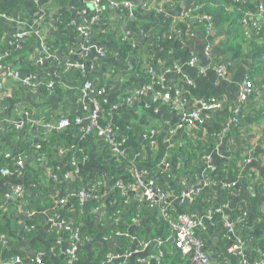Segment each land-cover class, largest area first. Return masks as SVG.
<instances>
[{
	"label": "crops",
	"instance_id": "obj_1",
	"mask_svg": "<svg viewBox=\"0 0 264 264\" xmlns=\"http://www.w3.org/2000/svg\"><path fill=\"white\" fill-rule=\"evenodd\" d=\"M73 1L0 0V44H8L11 37L18 32L28 33L29 36L35 35L37 39L24 57L17 55L13 62L8 63V70L18 71L24 75L29 71V64H32L36 66L37 71L41 70L48 74L54 82L56 80L61 82L59 92L45 88L32 90L20 86L17 80L0 68L3 119L10 123H22L19 134L26 133L32 143L33 153L24 156L23 159L45 174V183L42 184L34 180H26L17 173L8 175L0 172V264H38L35 258L40 256L41 264H60L59 261L63 259L65 249L70 245L73 235L64 238L63 233L67 229H71V233L75 231L74 228L68 227L64 232H57L52 238L47 237L46 234L53 228L47 222L46 215L49 212H56L61 219L69 222L73 216H76L75 210L70 207V197L78 190L89 191L94 187L96 179L108 182L107 173L110 169L102 163L108 158V150H110L105 139H98L95 144L90 143L85 149L86 159L77 166V170L81 173L79 179L82 189H78L74 183L67 181L63 184L52 179V173H66L71 169L69 146H60L56 142L44 154H38L36 151V144L45 145L51 133L58 130L54 125L60 118L83 115L82 101L78 95L80 83L76 76L78 73L62 72L61 68L64 64L83 63L94 85L104 90L110 109L111 105L118 104L117 108L111 110L107 122L104 118H99L100 126L113 128L115 121L122 118L143 127L146 130L144 134L146 138L151 130H155L154 142L150 147L142 148V155L133 162L137 170L145 173L152 167L159 169L160 161L168 146L180 138L178 123L182 112L201 100L215 98L222 101V106L220 109L207 111L202 125L210 128L225 119L229 120L230 113L240 105L238 101L240 83L248 75L258 76L251 55L231 59L229 55L221 54L223 34L218 33L217 30H205L195 23L196 19L193 16L190 17L193 21L191 32H184L185 34L175 38L168 37L171 41H179L181 44L179 50L173 48L165 52L159 49L158 34L163 35L166 32L164 28L171 30L174 27V20H180L184 11L194 3L191 0H128L132 4L131 16H127L124 9L115 10L106 18L110 25L120 27L123 34L128 33L127 39L133 47V52L142 55L141 66L134 67L130 59H119L116 49L111 47L113 51L111 56L100 57L96 52L91 51L81 58L78 49L83 40L76 29H70L81 18ZM153 2L157 5L156 10L153 9L155 5ZM85 9H88L89 14L94 13L90 3H86ZM41 11L45 14L42 20H39ZM145 25H148V28L144 32L142 30ZM252 31L250 29L249 33ZM92 43L96 48L111 46L98 40L95 34L92 36ZM191 57L196 60L192 66L188 64ZM261 61L264 67V56L261 57ZM220 64L228 66V75H222L215 69ZM139 72L157 77L163 90L179 88L185 103L166 107L168 101L155 93L133 95L132 93L145 83L144 76ZM128 94L131 100H123ZM24 112L27 115H23ZM46 123L50 124V127H46ZM255 132L251 133L254 137L249 140V146L242 147V156L250 160L247 166L243 167L244 174H242L245 175L247 172L245 175L247 185L244 184V179L238 178L241 177L240 173L238 177H231L228 174L220 183L208 187V190L215 193L220 186L226 188V185H232L228 188L230 196L227 201L219 202L216 197H212L207 213L205 211L198 213L203 215L204 222L208 224L206 232L201 237V243L203 250L209 254L212 264H239L238 252L233 249V245L238 241L244 243L250 261L261 255L260 244L264 243V145L256 141L258 135L256 136ZM226 136L222 139L223 142L226 141ZM79 138L76 136L73 143ZM14 146H4L0 149V163L4 162V153H14ZM223 146L222 144L208 149L204 153V156L208 157L207 163L193 167L190 172L203 174L206 165H210V169H215L217 162L223 157L220 153V148ZM15 153H22V150ZM20 184L25 190L32 185L39 191L44 189L39 201H34L27 192L24 201H18V206L17 204H11L7 208L2 206L3 202H10L9 200L14 197L11 194V186ZM169 192L170 196L174 197L171 198V212L177 214L180 206L176 194L173 189ZM104 194L105 192L101 195ZM62 196H69V200L64 204H57L56 201ZM99 209L101 211L95 210L89 220L98 227V233L88 239L82 247L87 255L85 264H94L96 258L94 255L97 253L93 252L95 247L109 249L104 254L105 258L100 259L98 264H137L138 261L142 264H176L171 259L172 252L168 251L169 247L174 246L173 234L165 233V240L158 249H152L151 246L144 247L141 242L145 236L137 230V227L143 226L144 223L139 219L125 225V230H120L128 236L123 238L129 241L127 250L131 251V255L117 256L126 250L120 248L119 238L115 247L103 243L105 240L114 239L115 236L109 235L107 239L102 236L106 227L99 220L105 208L102 205ZM28 212L34 214L30 215ZM209 213L211 217H207ZM216 213L221 216L220 222L218 224L215 222L216 224L211 226ZM36 218L39 219V223L35 222ZM229 222L232 223L231 228L227 227ZM150 229L149 226L145 227V231ZM27 231H32L30 238L24 235ZM160 232L161 229L158 233ZM230 236H233L234 240ZM97 237L100 240L104 239L100 242ZM160 248L164 251L162 262H158L154 254ZM90 252L93 254L91 255ZM110 254L114 256L111 257Z\"/></svg>",
	"mask_w": 264,
	"mask_h": 264
},
{
	"label": "trees",
	"instance_id": "obj_2",
	"mask_svg": "<svg viewBox=\"0 0 264 264\" xmlns=\"http://www.w3.org/2000/svg\"><path fill=\"white\" fill-rule=\"evenodd\" d=\"M193 1L196 2V4L192 6L193 10L189 15L185 16L183 22L178 23L177 27H175V29L179 30V33L175 31L170 32L169 29L167 30L164 28V31H166L165 36L161 35L162 33L158 34L157 46L159 49L165 52L173 48L179 50L181 46L179 41H171L168 39V36H171L170 38H175L178 35L185 34L184 32H191L193 21L190 17L196 15L195 23L197 25L206 28L207 23H209L212 30H217L218 33L223 34L224 41L221 44V54L229 55L231 59H236L243 55H251L253 62L256 64L255 71L258 76L254 77L255 75H248L247 77L254 82L256 87V91H254L252 96L248 99L249 103L243 104L240 113L236 114L234 110L230 113V119L231 117H235L238 120L237 124H234L230 119H225L220 123H216L210 128H206L203 125H194L188 129L187 126L183 124L180 128V138L170 144L167 149V160L170 166L168 168H161L160 170L156 168L152 169V167L150 170L146 171L144 177L152 180L156 188L166 193H169V190L173 189L176 195L182 192V182L180 178L183 175L189 176V174H195L190 171L193 167L201 164L204 153L208 149H213L222 144L224 146L220 148V153L223 157L217 162L214 170L206 171V177L209 178V181L218 184L228 174L231 175V177H238L241 175V177L238 178L244 179V184L247 185L245 176L247 172H245V175H242L244 174V170H241V166L238 162L243 157L242 147L245 148V146H249V140L254 137L251 133L255 131V133H257L256 136L258 135L256 141L259 140L260 143L264 144V67L261 61V57L264 56V27L252 31L254 26H252L251 21H247L246 23L242 21L247 14L257 13V5L255 2H248L245 0ZM73 3L77 9L86 8V1L74 0ZM108 13L109 10L105 9L104 4L101 3L98 13L99 21L93 26V35L95 34L98 40L106 41L111 45L109 47H104L105 56H111V54H113L111 48H115L116 55L119 59H130L134 67L141 66L142 55L134 53L132 45L128 42V39L124 38L123 32H119L117 27L110 25L106 21V18L109 16ZM203 16H209L210 20L205 22L202 20ZM148 25H145L147 27L143 26L144 29L142 31L145 32ZM72 28L75 30V26L70 29ZM250 29L252 31L251 33H249ZM168 31L170 34L167 33ZM36 40L35 35H26L15 42L17 45L0 44V54L4 55L3 59L0 60V67H7L9 62H13L17 58V55L24 57L26 55L25 53L29 51V48ZM186 55H188V53H186ZM28 70L33 73L37 72L36 66L32 64H29ZM139 73L144 76L143 80L145 84H149L153 91L165 92V90L161 88L157 77L150 76L148 73ZM76 76L80 82L90 78L86 72L76 74ZM60 84L61 82L56 80L52 91L59 92L58 89L60 88ZM169 92L174 95L173 91ZM256 96H258L259 99L254 100ZM96 100L100 104L99 116L100 118H104L107 122L111 109L105 98L104 92L97 94ZM171 104L173 103L169 100L166 107H172ZM67 118L70 121V125L64 129H58L51 133L48 142L45 145H40V148L36 151L38 154H44L49 150L50 146L58 142L60 146L71 147L69 148V162L71 158H74L80 163L86 159V147L90 143L95 144L99 137L95 131L89 127L86 121L76 122L75 116ZM114 124L115 127H113L111 139L114 143L122 144V147L124 146L123 151L126 155V160L123 161L113 156L111 147H109V156L105 161H102V163L110 169L107 173L108 178L107 180L105 179L108 182L106 183L100 179H96L97 181L99 180L100 183H97L94 189L101 190L102 192L98 195L89 196L83 202L80 201L75 194L70 197V207L75 210L76 216H73L69 222L74 224L76 235L80 242L85 243L98 233V227L89 220L93 216L92 214L95 210H98L103 205L105 207V212L100 216L99 221L104 227L107 226L106 224L109 222L112 223V227L115 230L123 231L126 228L125 225L127 226V224H131L134 220L139 219L143 220L144 225L138 226L137 230L142 232L141 235L145 236V239L160 238L164 240L165 233H171L172 230H170L168 222L154 210L156 205L148 200L137 201L134 198V194H129L131 185L136 181L135 175L132 174V169L142 172L134 167L133 162L136 158H134L133 154L135 152H143L142 148L150 147L151 140L149 138L142 140L141 137L145 134L146 130L139 125H135L131 121L121 118L120 120H116ZM9 127L10 126L6 125V130H8ZM226 127L227 130L224 129ZM76 136L80 138L76 143H73ZM225 136L227 138L226 141L223 142L222 139H224ZM0 140L2 142V147L15 145L13 148L14 153H10L4 158V163H0V168L7 169L14 173L16 170V162L22 159L24 161V168L21 172V176L26 180L30 179L37 183H45V174L37 169L35 165L31 166L27 160L23 159L24 156L33 154L31 150L32 143L28 140L26 133L19 134V130L0 133ZM20 150H22V153H15ZM128 161H130V163ZM158 168H160V166ZM57 174L58 181L64 184L65 181H62L64 180L63 173ZM79 174L81 175V173ZM73 183L75 186H78V189H82L79 178ZM119 183L122 185L120 186ZM20 185L23 189L24 198L27 196L28 192L34 201H39V197L43 194L44 189H40L39 191V189L32 185L28 190H25L24 186L22 184ZM41 191L42 193H40ZM103 192H105V194L101 195ZM229 196V189L223 186H220L215 193H212L207 188L203 190L201 194L191 199L190 208L181 207V209L198 214L209 209L212 197H216L219 202H223L227 201ZM11 204H17L18 206V199L10 202H3L2 206L4 205V207L7 208ZM115 218L121 220V223H119V221L116 222ZM220 218L221 216L219 213H216L213 218L214 223L216 222L218 224ZM35 222L39 223V219L36 218ZM146 226H149L151 229L145 231ZM105 229L106 230L102 232V236L108 237L112 234L108 227ZM159 229H161L160 233H158ZM194 231L200 233L201 229L197 227ZM31 234L32 231L24 232L26 238H30ZM56 234L57 231L53 229L46 234V236L52 238L56 236ZM70 235L71 229H67L63 233L64 238H69ZM118 241L120 248L122 250H127L129 241L123 237H120ZM169 248L168 251L172 252L171 259L174 260L176 264H188L186 256L181 253L175 244L173 247L171 246ZM83 249L84 248H81L79 257L70 264H85L87 255L86 251ZM260 249L264 252V243L260 244ZM108 251L109 249H100V251L96 253L94 264H98L100 259H104V254ZM59 262L60 264H69L68 257L64 256Z\"/></svg>",
	"mask_w": 264,
	"mask_h": 264
},
{
	"label": "built area",
	"instance_id": "obj_3",
	"mask_svg": "<svg viewBox=\"0 0 264 264\" xmlns=\"http://www.w3.org/2000/svg\"><path fill=\"white\" fill-rule=\"evenodd\" d=\"M86 1V3H90L92 5L93 9V14H89L86 9H78L79 13L81 15L80 20L78 23L75 25L76 31H78L81 35V38L83 40V43L81 44L80 48L78 49L79 56L83 58L84 56L88 55L91 51L96 52L100 57H105V50L104 48L100 47H95L92 43V36H93V26L99 21V11L101 7V3L104 4V8L108 9L109 11H115V10H126V15L131 16V10H132V4L128 0H83ZM191 2H194L191 0ZM251 2H255L257 5V13L255 14H247L242 21L246 23L247 21H251L252 26H254V29H260L261 27H264V0H253ZM155 3V2H153ZM159 4V3H157ZM196 2H194L190 7H188L184 13L181 15L180 20L175 19L174 20V27L169 31H175L176 33H179V30L175 29L177 27L178 23L183 22L185 16L189 15L190 12L193 10L192 6H194ZM147 6V5H146ZM154 10L157 9V5L155 3ZM158 9H160L158 7ZM159 11V10H158ZM43 14H45L43 11H41L39 15V20H42ZM90 16V17H88ZM194 19H196V15H192ZM202 20L205 22H208L210 20L209 16H203ZM178 22V23H177ZM207 31H211V25L207 23V27L205 28ZM167 32L170 34V32ZM28 35V33L25 32H18L15 35L11 37L9 40L8 44L12 45H17L15 44L16 41L22 39L24 36ZM128 33L124 34V38L127 39ZM165 36V33L163 34ZM169 38L171 36H168ZM4 57L3 54H0V60H2ZM41 59H39L40 61ZM195 58L191 57L188 60V64L191 66L195 63ZM5 69L7 72L8 76L12 77L13 79L17 80V82L20 84V86L23 87H28L29 89L35 90L37 88H45L49 91H52L54 87V79L50 78L48 74H46L44 71H37V72H29L25 73L24 75H21L18 71L14 70H8V67L2 68ZM220 74L222 75H228V66L224 64H220L215 68ZM61 71L64 73H69L75 71L76 73H84L86 72L85 66L83 63H66L62 66ZM152 72V71H151ZM48 76V77H47ZM227 77V76H226ZM80 82V81H79ZM103 89H98L92 80L85 79L82 80L79 83L78 86V95L80 96V99L82 101L81 107L83 111V115H74L75 116V121L76 122H82L86 121L95 131L97 136L99 137L98 139H105L104 141L107 142V148L111 147L112 150V155L125 161L126 160V155L124 153V146L122 147V144H117L114 143L111 139V134L113 128L110 127H102L99 125V113H100V104L96 100V95L103 93ZM169 91H173L174 95H172ZM165 90V92H159V91H153L151 86L149 84H143V86L137 90H135L132 94L133 95H146L148 93H155L158 97L163 98L166 101L171 100L174 105H183L185 103V99L183 98V95L181 94V91L179 88H173L171 90ZM256 91V87L254 85V82L249 79L245 78L239 85V91H238V101L240 105L238 108L234 110V112L240 113L241 108L243 107V104H248L249 103V97L252 96V93ZM255 99H259L258 96H256ZM123 100H128L130 101L131 98L128 95L123 97ZM118 104H113L111 105V110L117 108ZM222 106V101L219 99L215 98H209V99H204L199 101L198 104L195 106H192L188 109H186L184 112H182L180 118H179V123H178V128H181L183 124H185L188 127L194 126V125H202L205 122V113L207 111L211 110H217L220 109ZM2 110V103L0 100V133L4 132H9V131H18L19 128H22V123H16L12 122L10 123L9 121H5L3 119V112ZM23 115H27V113H23ZM25 121V120H24ZM230 121H232L234 124L238 123V120L235 117H231ZM229 121V122H230ZM23 122V121H22ZM6 125L10 126L8 130H6ZM70 125V121L68 120L67 117H62L58 120V122L54 125L57 129H64ZM46 127H50V124L46 123ZM227 130V127L224 128ZM156 132L155 130L150 131V135L148 136L149 139L151 140V143L154 142V136ZM143 138L144 135L142 136ZM147 137V138H148ZM259 141V140H258ZM1 140H0V149L2 148L1 146ZM264 145V144H263ZM170 146V145H169ZM168 146V147H169ZM36 150L40 148V145L35 146ZM71 148V147H70ZM168 149V148H167ZM70 151V149H69ZM10 154V153H9ZM9 154L4 153V158L7 157ZM142 155V152H135L133 154L134 158H140ZM43 156V155H42ZM40 156V157H42ZM168 152L166 151L164 157H162L160 161V168H168L170 166L168 160H167ZM70 157V156H69ZM43 159V158H41ZM208 161V157H205L203 155V160L201 164H205ZM130 163V161H128ZM239 165L241 166V170H243V167L247 166V164L250 162V160L245 159L242 157L239 161ZM4 163V162H3ZM78 162L74 159L71 158L69 162L70 170L66 173H63V177L65 182H71L73 183L77 178H79V171L77 170ZM200 164V165H201ZM210 165H206V169L203 172V174L195 175V174H189V176L183 175L180 180L182 182V192L180 194L175 195L176 200L179 203L180 210L179 212L172 213L171 212V197L170 192L166 193L161 191L160 189L156 188L153 181L150 179H146L144 177L145 172H138L135 169H132V174L135 175L136 181L131 185V189L129 190V194H134V198L137 201H152L155 205L156 208L154 209L159 216H161L163 219H165L170 227L171 233L173 234L174 238V244L175 246L181 251L183 255L186 256L188 264H212L210 256L207 252H205L202 248V243H201V237L206 232L208 228V224H206L203 220V215L202 214H196L189 212L187 210H182L181 207H187L190 208V203L191 199L196 197L197 195L201 194L203 190L207 189L209 186L215 185L217 183H213L212 181H209V178L206 177V171H211L214 169H210ZM24 168V161L22 159L18 160L16 162V170L14 173H17L19 176H21V172ZM158 170V171H159ZM0 172L3 174H13V172H10L7 169H2L0 168ZM194 173V172H193ZM52 179L55 181H58V174L52 173ZM97 183H100V181H95L93 186ZM121 186L122 184L119 183ZM232 185H226V188H230ZM94 187H91L89 191H83V190H78L75 192V195L80 199V201H85L89 196L92 195H98L101 193V190H96ZM12 197L9 201H14L20 200V202H23V189L21 188V185H12ZM69 196H62L60 199H58L56 202L57 204H64L66 203L69 199ZM2 205V204H1ZM102 207V206H101ZM105 208V207H104ZM101 211V209H98ZM208 209L205 210L207 213ZM30 215H33L34 212H28ZM47 222L49 225L55 229L58 233L64 232L66 228L72 227L74 228V224L71 222H67L63 219L60 218L59 214L56 212H49L48 215H46ZM207 217H211V214L209 213ZM111 219V218H110ZM109 219V220H110ZM116 222L119 221L117 218ZM111 221V220H110ZM113 222V221H111ZM216 223H214V220L211 222V226H214ZM110 232L112 233L111 235L114 234V236H121V237H128L126 233H122L119 230H115L112 227V223L106 224ZM232 223L229 222L227 223V227L231 228ZM199 227L201 229L200 233L195 232L194 230ZM51 228V229H52ZM74 233L72 232L71 235V243L70 245L65 249V254L64 256L68 257V263H72L73 260H76L79 255H80V250L81 248L87 243H82L78 239L76 235V228H74ZM232 235V234H231ZM104 238L107 239V236H103ZM232 240H234L233 236H230ZM102 238V240L104 239ZM101 240V241H102ZM165 240V239H164ZM160 238H147L144 239L141 244H143L144 247H149L151 246L152 249H158L162 242L164 241ZM107 241V240H105ZM100 247L98 248H93V252L100 251ZM233 249L237 250L238 252V263L239 264H264V252H261V255L256 257L254 260H249L248 256L245 252L244 249V243L242 241H238L233 245ZM123 253V252H122ZM119 253L117 256L123 255V256H128L131 255L130 250H126L123 254ZM156 254V258L158 262H162V258L164 256V251L160 248V250ZM96 256V254L94 255ZM110 256H114L110 254ZM17 258V257H16ZM40 257H36L35 260L38 264H41ZM137 264H142L140 261L137 262Z\"/></svg>",
	"mask_w": 264,
	"mask_h": 264
},
{
	"label": "water",
	"instance_id": "obj_4",
	"mask_svg": "<svg viewBox=\"0 0 264 264\" xmlns=\"http://www.w3.org/2000/svg\"><path fill=\"white\" fill-rule=\"evenodd\" d=\"M90 6V5H89ZM79 40V39H78ZM104 44L105 45H109L108 42L104 41ZM131 61V60H130ZM132 62V61H131ZM5 71V69H3ZM164 130H166V127H164ZM141 139H143V137H141ZM119 223H121V220L119 221ZM120 238L119 236H115L114 239L112 240H108V241H103V243L106 245V246H109V247H115L117 245V239ZM97 240L102 242L98 237H97Z\"/></svg>",
	"mask_w": 264,
	"mask_h": 264
},
{
	"label": "rangeland",
	"instance_id": "obj_5",
	"mask_svg": "<svg viewBox=\"0 0 264 264\" xmlns=\"http://www.w3.org/2000/svg\"><path fill=\"white\" fill-rule=\"evenodd\" d=\"M113 12H114V11H109V13H108V14H109V15H111ZM117 29L119 30V32L121 31V28H120V27H118V26H117ZM92 33H94V31H93Z\"/></svg>",
	"mask_w": 264,
	"mask_h": 264
}]
</instances>
